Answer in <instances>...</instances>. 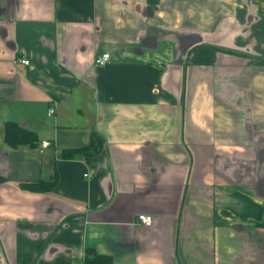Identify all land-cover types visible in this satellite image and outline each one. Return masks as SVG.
I'll list each match as a JSON object with an SVG mask.
<instances>
[{
  "label": "crops",
  "instance_id": "0c3cea01",
  "mask_svg": "<svg viewBox=\"0 0 264 264\" xmlns=\"http://www.w3.org/2000/svg\"><path fill=\"white\" fill-rule=\"evenodd\" d=\"M87 248L264 264V0H0V264Z\"/></svg>",
  "mask_w": 264,
  "mask_h": 264
},
{
  "label": "trees",
  "instance_id": "16d2710c",
  "mask_svg": "<svg viewBox=\"0 0 264 264\" xmlns=\"http://www.w3.org/2000/svg\"><path fill=\"white\" fill-rule=\"evenodd\" d=\"M3 136L4 140L10 147H18L21 145L33 147L37 145L38 141V136L36 132L24 128L20 126L17 122L13 121L5 122L3 128ZM97 141L98 137L94 136L89 146L83 148H75L72 150H63V156L68 157L71 154H80L86 150H92V148L96 147ZM56 181L57 178L54 176L50 180L40 179L36 182L24 184V187L36 191H46L54 187ZM84 264H112V259L108 255L98 254L93 249L87 248L84 257Z\"/></svg>",
  "mask_w": 264,
  "mask_h": 264
},
{
  "label": "built area",
  "instance_id": "2783aa9c",
  "mask_svg": "<svg viewBox=\"0 0 264 264\" xmlns=\"http://www.w3.org/2000/svg\"><path fill=\"white\" fill-rule=\"evenodd\" d=\"M19 61L23 64H26L28 65L30 63L29 59L26 58V57H21L19 59ZM110 61V54L109 52H105V53H102V54H98L95 56L94 58V63L95 64H98V65H103L107 62ZM48 113L49 114H53L54 113V108L53 107H50L48 109ZM49 144V141H43V145L44 146H47ZM87 175V174H85ZM138 219L140 222L146 224V225H150L151 222H152V216L151 215H148V214H138Z\"/></svg>",
  "mask_w": 264,
  "mask_h": 264
}]
</instances>
